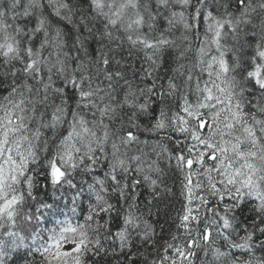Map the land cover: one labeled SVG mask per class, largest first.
I'll return each mask as SVG.
<instances>
[{
  "label": "snow or ice",
  "instance_id": "snow-or-ice-1",
  "mask_svg": "<svg viewBox=\"0 0 264 264\" xmlns=\"http://www.w3.org/2000/svg\"><path fill=\"white\" fill-rule=\"evenodd\" d=\"M0 87V264H264V0H0Z\"/></svg>",
  "mask_w": 264,
  "mask_h": 264
},
{
  "label": "trees",
  "instance_id": "trees-1",
  "mask_svg": "<svg viewBox=\"0 0 264 264\" xmlns=\"http://www.w3.org/2000/svg\"><path fill=\"white\" fill-rule=\"evenodd\" d=\"M87 0H82V6L86 7ZM49 11L48 9L45 10ZM92 48H95V43H93ZM250 54V53H249ZM167 66V64H166ZM6 94V91L3 87H0V95ZM144 122V121H142ZM141 138H144L143 135ZM173 181L175 185L173 186ZM165 183L169 186L173 187V194L165 195L162 199H157L153 204L152 211L153 213H159V215H153L149 217L150 220L156 223L157 232H160V225L164 226L163 233L159 237V239L167 238V232L170 229H173L174 226L170 222V217L175 215L176 209L180 206V195H179V181L176 176L172 173H169L168 177L165 180ZM147 196V192L144 191V196L141 197L143 201L144 197ZM62 207V205H61ZM63 211L67 212L68 209H63ZM47 215V213H46ZM51 218V217H50ZM63 218V217H57ZM120 259L118 256H114L111 253L104 254L102 253L99 256H94L92 254H87L85 257L86 264H117V260ZM12 264H21V257H17ZM136 264H140L139 260L136 261ZM198 264V262H197Z\"/></svg>",
  "mask_w": 264,
  "mask_h": 264
},
{
  "label": "clouds",
  "instance_id": "clouds-1",
  "mask_svg": "<svg viewBox=\"0 0 264 264\" xmlns=\"http://www.w3.org/2000/svg\"><path fill=\"white\" fill-rule=\"evenodd\" d=\"M70 239H71V237H70Z\"/></svg>",
  "mask_w": 264,
  "mask_h": 264
}]
</instances>
